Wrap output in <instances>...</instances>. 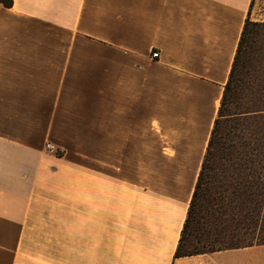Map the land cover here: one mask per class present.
<instances>
[{
  "label": "crops",
  "instance_id": "0c3cea01",
  "mask_svg": "<svg viewBox=\"0 0 264 264\" xmlns=\"http://www.w3.org/2000/svg\"><path fill=\"white\" fill-rule=\"evenodd\" d=\"M246 19L264 0L0 2V264H264L174 256Z\"/></svg>",
  "mask_w": 264,
  "mask_h": 264
},
{
  "label": "trees",
  "instance_id": "16d2710c",
  "mask_svg": "<svg viewBox=\"0 0 264 264\" xmlns=\"http://www.w3.org/2000/svg\"><path fill=\"white\" fill-rule=\"evenodd\" d=\"M260 30L245 20L175 257L264 244V53H252Z\"/></svg>",
  "mask_w": 264,
  "mask_h": 264
},
{
  "label": "rangeland",
  "instance_id": "374dc122",
  "mask_svg": "<svg viewBox=\"0 0 264 264\" xmlns=\"http://www.w3.org/2000/svg\"><path fill=\"white\" fill-rule=\"evenodd\" d=\"M257 46L255 49H252V53H257L258 51H261L264 53V30H260L258 34L255 35Z\"/></svg>",
  "mask_w": 264,
  "mask_h": 264
},
{
  "label": "built area",
  "instance_id": "2783aa9c",
  "mask_svg": "<svg viewBox=\"0 0 264 264\" xmlns=\"http://www.w3.org/2000/svg\"><path fill=\"white\" fill-rule=\"evenodd\" d=\"M151 56H152V57H157V56H158V51H152ZM46 148L49 149V148H50V145L47 144V145H46Z\"/></svg>",
  "mask_w": 264,
  "mask_h": 264
}]
</instances>
